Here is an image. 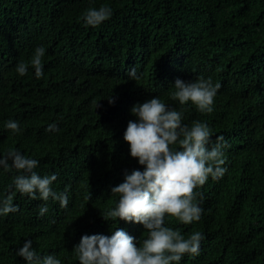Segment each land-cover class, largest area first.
Instances as JSON below:
<instances>
[{"label": "trees", "instance_id": "trees-1", "mask_svg": "<svg viewBox=\"0 0 264 264\" xmlns=\"http://www.w3.org/2000/svg\"><path fill=\"white\" fill-rule=\"evenodd\" d=\"M105 4L111 19L85 26L82 14ZM40 45L43 78L19 77L16 64ZM201 76L221 84L212 113L170 101L177 78ZM154 96L186 124L207 121L228 145L226 173L200 189L201 221L166 217L185 236L206 237L180 264H264V0H0V153L18 148L40 161L41 175L57 168L54 188L70 194L67 208L49 200L43 217L42 201L16 194L19 211L0 216V264H25L16 256L25 239L79 264L73 247L84 235L124 228L137 243L147 237L140 224L102 215L118 200L111 188L143 168L123 133L130 108ZM8 119L22 134L4 128ZM50 123L59 130L47 131ZM11 181L0 174V193Z\"/></svg>", "mask_w": 264, "mask_h": 264}, {"label": "clouds", "instance_id": "clouds-1", "mask_svg": "<svg viewBox=\"0 0 264 264\" xmlns=\"http://www.w3.org/2000/svg\"><path fill=\"white\" fill-rule=\"evenodd\" d=\"M113 14V9L105 4L88 8L81 19L85 26L97 28ZM45 55L46 48L36 46L28 61L16 64L15 72L24 77L32 70L36 79L43 78ZM129 76H135V68L129 70ZM171 86V102L195 106L202 114L214 111L221 88L211 77L202 76L195 80L177 78ZM109 102L114 103V99L110 97ZM130 113L135 119L128 121L123 140L129 145L130 157L143 168L126 172L123 182L111 188L118 200L102 217L105 221L118 218L140 224L147 237L137 243L124 228H116L110 236L84 235L73 247L79 264H180L186 254L198 256L206 238L200 231L185 236L169 227L166 217L185 225L201 221L204 197L200 189L209 178L218 181L227 171L225 138L214 139L207 121L184 123L183 111L171 108L159 96L134 104ZM3 126L13 136L23 132L15 119H8ZM58 130L56 123L48 125L47 131ZM39 164L38 159L18 148L0 153V174H12L11 184L0 193V216L19 211V205L14 203L16 194L42 201L37 213L41 217L49 212V200L58 202L61 208L68 207V190L54 188L59 181L57 168L51 174L41 175ZM16 256L25 264H63L55 253H38L31 239L24 240Z\"/></svg>", "mask_w": 264, "mask_h": 264}, {"label": "bare ground", "instance_id": "bare-ground-1", "mask_svg": "<svg viewBox=\"0 0 264 264\" xmlns=\"http://www.w3.org/2000/svg\"><path fill=\"white\" fill-rule=\"evenodd\" d=\"M168 221V220H167Z\"/></svg>", "mask_w": 264, "mask_h": 264}]
</instances>
